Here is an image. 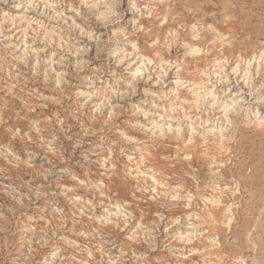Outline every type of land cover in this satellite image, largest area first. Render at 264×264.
<instances>
[{
    "label": "clouds",
    "instance_id": "9594fccd",
    "mask_svg": "<svg viewBox=\"0 0 264 264\" xmlns=\"http://www.w3.org/2000/svg\"><path fill=\"white\" fill-rule=\"evenodd\" d=\"M194 2L202 15L188 22L172 0H0V100L47 101L54 82L63 103L75 89L88 134L119 133L107 155L86 159L97 157L90 162L101 175L120 165L125 182L135 181L131 200L121 199L103 180L61 170L95 189L91 199L73 197L87 209L80 215L111 229L77 264H125L123 249L113 258L104 248L116 247L105 235L121 227L147 246L133 264H153L156 249L167 251L165 264H264V0ZM9 119L0 111V125ZM145 199L158 204L151 227L142 222ZM40 231L38 240L35 228L0 225V264H68L55 231ZM49 241L38 256L35 246Z\"/></svg>",
    "mask_w": 264,
    "mask_h": 264
},
{
    "label": "rangeland",
    "instance_id": "374dc122",
    "mask_svg": "<svg viewBox=\"0 0 264 264\" xmlns=\"http://www.w3.org/2000/svg\"><path fill=\"white\" fill-rule=\"evenodd\" d=\"M172 7L184 12L188 22H194L202 15L194 0H172ZM189 7L191 11H188ZM90 55H94V49L92 52L84 53L83 58L87 60ZM54 88L53 82L49 90H44V95L48 96L49 100H33L27 106H22L21 101L13 96H5L0 100V111L12 116L5 125H0V214L3 217L0 219V225L6 226L9 231L25 226L35 228L38 240L44 235L41 229L55 231V244L66 249L64 255L68 264H77L85 256L81 249L85 246L90 248L96 246L100 242V235L111 233V229L101 228L96 220L90 219L92 213L80 215L81 210L87 211V209L84 205L77 204L73 197L85 196L91 199L95 189L86 192L85 188L69 174L61 175V170H66L80 180L93 184L97 180H103L121 199L131 200L135 181L125 182L120 165L117 166L115 175L107 173L101 175L103 169L99 164L90 162V160L95 161L97 157L91 156L90 160L86 159L92 150L107 155L103 150L106 143L108 140L117 139L119 133L112 130L108 133L94 132L89 135L87 124L77 119L74 111L75 89H70L71 99L57 103V93L51 90ZM17 112L19 118L16 116ZM60 120L64 121L63 128L58 123ZM37 126L40 131L36 130ZM17 129H19L18 133H16ZM53 137H56L55 141ZM68 137L72 139L69 141ZM9 149L19 156V163L8 155ZM158 150L163 151V149ZM170 151L174 154L175 146ZM69 155L72 157L71 160L68 159ZM49 170L55 175L45 179ZM41 185L46 186L48 192L44 196L37 197L35 189ZM59 185L71 190L63 192ZM149 195L153 194L149 193ZM136 196H140V193L136 192ZM97 199H99L98 193ZM55 205H59L63 210L62 213L53 211ZM140 206L143 209V224L151 227L156 220L155 212L158 204L145 199L140 202ZM96 214L99 215V209L96 210ZM140 217L141 213L137 212L133 224L140 223ZM74 219L79 222L74 224ZM85 233L89 235L85 236ZM48 234L51 235V231H48ZM131 235L132 233L123 227L118 235L114 233L111 237L105 235V239L112 238L116 244V247L105 244V251L115 258L123 249L126 253L125 264H133L147 246L143 242L133 243L128 239ZM159 239H163L162 234ZM52 243L49 241L47 244L36 245L37 255H46ZM134 252L136 255H133ZM153 256L155 257L153 264H165L169 259L166 250L156 249ZM96 259H100V253L96 254Z\"/></svg>",
    "mask_w": 264,
    "mask_h": 264
}]
</instances>
